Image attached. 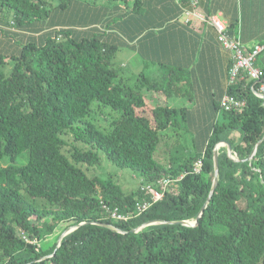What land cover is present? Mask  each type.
Segmentation results:
<instances>
[{
	"label": "trees",
	"instance_id": "trees-1",
	"mask_svg": "<svg viewBox=\"0 0 264 264\" xmlns=\"http://www.w3.org/2000/svg\"><path fill=\"white\" fill-rule=\"evenodd\" d=\"M95 1L0 0L10 16L0 21V264H264V106L256 97L264 67L259 82L240 74L227 88L225 80L220 98L228 91L244 106L225 112L213 99L207 131L193 134L197 153L160 163V135L188 131L190 118L167 100L189 72L142 70L129 86L112 62L130 44L121 35L136 5ZM175 3L181 14L191 8ZM104 110L107 126L94 118ZM217 145V185L196 223L168 224L196 220ZM101 158L138 174L139 186L126 192L110 176H88L82 166ZM181 173L136 217L114 220L101 208L134 212L142 185ZM58 228L59 236L73 230L40 245Z\"/></svg>",
	"mask_w": 264,
	"mask_h": 264
},
{
	"label": "crops",
	"instance_id": "crops-1",
	"mask_svg": "<svg viewBox=\"0 0 264 264\" xmlns=\"http://www.w3.org/2000/svg\"><path fill=\"white\" fill-rule=\"evenodd\" d=\"M100 1L96 0L95 6H104L106 0L103 3ZM126 1L127 8L133 3L136 7L133 9L134 18H130L124 27L125 36L121 35L130 44L122 48L130 50L128 58L137 57L136 69L140 67L139 72L143 70L150 76L155 77L159 70L168 69L189 72L188 78L177 85L179 88L167 100V104L177 109L183 108L185 117L190 118L187 133H205L206 119L213 116L212 101L220 98L225 86L230 52L220 48L213 27L195 18L185 22V15L181 14L182 7L175 0ZM200 2L196 10L198 14L219 17L226 24L227 31L233 26L236 32L233 36L245 48L254 45L262 47L256 57L255 67L263 68L264 0ZM122 4L115 3L116 6Z\"/></svg>",
	"mask_w": 264,
	"mask_h": 264
},
{
	"label": "built area",
	"instance_id": "built-area-1",
	"mask_svg": "<svg viewBox=\"0 0 264 264\" xmlns=\"http://www.w3.org/2000/svg\"><path fill=\"white\" fill-rule=\"evenodd\" d=\"M180 1V0H176ZM190 3L189 9L184 12L185 22L192 19H197L199 21L207 23L209 26L213 27L216 31V41L221 49L230 52V65L227 69L226 86L231 87L237 77L242 74L248 80L254 82H259L261 77V71L255 67V60L258 53L262 50L260 45H254L251 48H245L238 38L230 36L226 24L219 19V17L205 16L198 14L196 0H188ZM256 97L262 100V105L264 106V83L260 82ZM244 102L236 99L234 96L227 92L219 100V107L222 111L228 112L234 109H242ZM202 166V157L198 158L191 166V172L193 174H199ZM184 174L181 173L179 176H162L152 184L142 185L140 191L144 193V199L138 201L135 204L134 212H127L128 214H122L117 212V208L113 210L108 209L103 204L101 205L104 213L111 219L114 220H127L134 216H138L144 211L148 210L156 202L160 201L163 197L165 189L169 187L172 181L181 180Z\"/></svg>",
	"mask_w": 264,
	"mask_h": 264
},
{
	"label": "rangeland",
	"instance_id": "rangeland-1",
	"mask_svg": "<svg viewBox=\"0 0 264 264\" xmlns=\"http://www.w3.org/2000/svg\"><path fill=\"white\" fill-rule=\"evenodd\" d=\"M80 1L83 2L85 0ZM99 3H103V0ZM9 20V13L6 10L0 9V21L6 22ZM130 53V50L127 48H119L112 62V66L126 79V83L129 86L133 84L134 78L141 69L140 67L136 69L138 64L136 56L134 58H128ZM105 113L106 110L94 115L97 124L107 126V118H104ZM113 114L115 117V113ZM187 132V129L183 126L176 129L169 128L165 133H162L156 148L155 160L160 163L168 164L169 161L172 163L177 160H184L190 154L194 155L197 153L193 147V134ZM65 139L71 142V137L69 135H65ZM4 162L0 164L4 165ZM82 168L86 171L88 176L97 175L101 178L110 176L112 180L118 183L126 192L137 188L140 184V176L138 174L133 173L129 169H118L106 162L103 158H101L99 165L96 167H86L84 165ZM35 204L38 206L45 205V203L40 200H35ZM60 231L61 228H58L56 233L42 240L40 245L45 247L52 244L55 240L58 241L59 235L57 234H59Z\"/></svg>",
	"mask_w": 264,
	"mask_h": 264
},
{
	"label": "water",
	"instance_id": "water-1",
	"mask_svg": "<svg viewBox=\"0 0 264 264\" xmlns=\"http://www.w3.org/2000/svg\"><path fill=\"white\" fill-rule=\"evenodd\" d=\"M264 138V137H263ZM219 145H217L214 150H213V179H212V184H211V188H210V191L208 193V196L203 204V206L201 207L199 213H198V216L196 217V220L194 222H186V221H181V222H170L168 224L170 225H181V226H193L197 219L199 218V215L201 214L202 210L204 209V207L206 206V204L208 203L210 197L212 196L215 188H216V185H217V181H218V163H217V148H218ZM257 146V145H256ZM255 146V148H256ZM254 148V150H255ZM254 152V151H253ZM228 154H230V148H228ZM253 154V153H252ZM160 223H163V222H159V221H156V222H151V223H148L149 225L150 224H160ZM104 227H107V228H110V229H114L113 227L109 226V225H103ZM73 229H67L66 231H64L58 238V241L61 240V238L63 236H65L67 233H69L70 231H72Z\"/></svg>",
	"mask_w": 264,
	"mask_h": 264
}]
</instances>
